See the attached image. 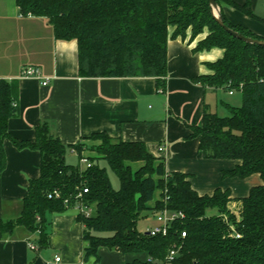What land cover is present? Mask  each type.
<instances>
[{
	"label": "trees",
	"instance_id": "1",
	"mask_svg": "<svg viewBox=\"0 0 264 264\" xmlns=\"http://www.w3.org/2000/svg\"><path fill=\"white\" fill-rule=\"evenodd\" d=\"M22 16L46 19L54 38L75 41L78 73L84 78L156 79L162 92L166 78L168 29L171 38L192 35L209 28V35L195 50L219 48L221 60L211 64L212 75L194 80L205 87L232 92L240 106L225 105L228 116L205 111L202 123L192 127L191 138L199 139L205 159L233 160L237 165L223 177L246 179L258 175L261 184L252 187L235 211H230V192L216 189L212 195H198L189 176L166 173L162 161L153 158L142 143L114 141L104 134L88 157L90 167L81 169L66 163L72 148L80 156L82 145H63L46 123L35 128L33 142L18 141L7 130L16 113L14 88L0 81V174L4 169L3 142L19 150L39 153V177L29 182L17 217L0 219V235L13 237L17 229L36 235L39 249L48 246L47 217L75 207L87 243L85 258H98L106 248L122 254H146V262L134 264H264V47L246 44L229 35L212 17L207 0H13ZM224 24L245 37L264 40L240 25L230 23L222 13L228 6L253 17L249 3L215 0ZM264 24V19H259ZM80 159V158H79ZM104 163L117 177L111 186ZM132 164H140L133 170ZM86 190V193H83ZM158 198L150 206L155 195ZM181 212L165 237H151L137 231L145 212ZM208 211H214L208 214ZM185 237L181 238V233ZM238 236L236 238L235 236ZM177 254L166 257L170 249Z\"/></svg>",
	"mask_w": 264,
	"mask_h": 264
},
{
	"label": "crops",
	"instance_id": "2",
	"mask_svg": "<svg viewBox=\"0 0 264 264\" xmlns=\"http://www.w3.org/2000/svg\"><path fill=\"white\" fill-rule=\"evenodd\" d=\"M233 1L239 5L247 1L253 17L222 6L226 19L264 38V24L259 20L264 19V0ZM173 31V27L168 29L166 78L161 92L151 77H81L75 41L56 40L46 19L22 16L13 0H0V81L13 86L16 108L7 123L8 133L18 141L33 142L35 128L46 123L63 145L84 147L80 156L71 148L65 157L78 161L94 157L91 148L99 141L90 138L95 134L142 143L153 158L163 162L166 173L188 175L198 195L228 190V208L235 211L249 190L261 184L259 176L243 180L223 177L222 173L232 170L237 162L205 159L199 139L190 137L192 127L201 125L205 111L214 113L212 107L229 105L219 99L221 89L194 82L213 74L209 66L221 60L224 51L195 50L208 33L192 40L187 31L184 37L174 39ZM27 67L37 68L40 78L21 77ZM44 79L49 80L46 86H42ZM2 147L5 165L0 174V219L9 220L18 216L29 182L39 177L40 157L35 150L15 148L9 140ZM131 166L136 170L140 164ZM157 198L158 194L151 207ZM78 212L75 207L47 217L48 246L44 249L36 245V235L24 229H17L11 238L0 235V264H134L148 260L146 254H122L106 248L98 250L97 259L85 258L87 243L76 219Z\"/></svg>",
	"mask_w": 264,
	"mask_h": 264
},
{
	"label": "rangeland",
	"instance_id": "3",
	"mask_svg": "<svg viewBox=\"0 0 264 264\" xmlns=\"http://www.w3.org/2000/svg\"><path fill=\"white\" fill-rule=\"evenodd\" d=\"M259 10L260 9H258V12H259ZM191 29L192 28H188L186 30V32L189 31L190 39H192V40L197 38L198 36L204 34V33H208L207 36L209 35V28L208 27H203L202 28V32L196 34V36L192 35V30ZM217 95H218L219 99H222L223 102L228 103L231 106H235V107L236 106H240V99H239L238 95H235L233 97H229V96H227V93L223 92L222 90L221 91L219 90L217 92ZM212 110H213L214 113L218 114L219 116H222V117L223 116H228L227 111L222 106L221 107L218 106L217 108L216 107H212ZM66 163L68 165H71V166H77L78 165V166H80V168L82 170L85 169V167H84L85 165H83V164L80 165L79 161L76 158H74V157L67 158L66 159ZM100 165L106 169V172H107V175L109 177V180H110L112 188L114 190H117L118 187H119V182H118L117 177L113 174V172H111L109 170V168L104 163H100ZM131 168L135 169L136 167L131 166ZM213 213H215V212L214 211H208V214H213ZM155 226H157V222H156V219H155V214L148 211V212L143 213L142 216L139 218V220L137 221L136 229H137V231L139 233L144 234V233H146L147 230H149L151 228H154Z\"/></svg>",
	"mask_w": 264,
	"mask_h": 264
},
{
	"label": "built area",
	"instance_id": "4",
	"mask_svg": "<svg viewBox=\"0 0 264 264\" xmlns=\"http://www.w3.org/2000/svg\"><path fill=\"white\" fill-rule=\"evenodd\" d=\"M21 77L39 79L40 72L38 71L37 68L27 67L21 71ZM48 81H49L48 79H44L42 81V86H46L48 84ZM228 94L232 95V92H228ZM159 150L161 151L162 148H160ZM79 163L80 165L81 164L85 165L86 168L90 167L89 162L84 157H81L79 159ZM83 193H86V190H83ZM79 212H82L85 215L89 214V211L84 208H79ZM182 218H184V215L181 212H170V211H167L166 209L159 211V212H155V219L157 222V226L147 230L146 234L151 237L158 236V235L165 237L168 233V229L171 226V224ZM184 237H185V232H182L181 238H184ZM235 237L238 238L237 235ZM30 248L35 249V246L30 245ZM176 254H177L176 249L174 248L170 249L166 257V260L172 261ZM55 261L58 262L59 258H56Z\"/></svg>",
	"mask_w": 264,
	"mask_h": 264
},
{
	"label": "water",
	"instance_id": "5",
	"mask_svg": "<svg viewBox=\"0 0 264 264\" xmlns=\"http://www.w3.org/2000/svg\"><path fill=\"white\" fill-rule=\"evenodd\" d=\"M209 8L211 10V15L215 19V21L232 37L246 43L249 45H257V46H262L264 47V40H256L253 38L245 37L243 35H240L239 33L233 31L232 29L228 28L222 18H221V12L220 8L218 7V4L216 3L215 0H207Z\"/></svg>",
	"mask_w": 264,
	"mask_h": 264
}]
</instances>
